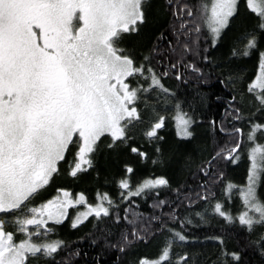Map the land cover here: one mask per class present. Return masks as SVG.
I'll return each instance as SVG.
<instances>
[{
	"label": "trees",
	"instance_id": "16d2710c",
	"mask_svg": "<svg viewBox=\"0 0 264 264\" xmlns=\"http://www.w3.org/2000/svg\"><path fill=\"white\" fill-rule=\"evenodd\" d=\"M248 1H237L217 37L209 25L210 0L141 1L142 19L112 39L133 67L128 82L135 119L118 140L101 135L84 169L75 167L81 142L74 137L51 183L40 184L0 222L22 240L24 229L15 221L59 189L103 210L75 225L73 212L50 224L46 239L54 250L47 243L48 251L22 264H264V216L242 217L254 203L264 213V88L255 86L264 57V10L252 11ZM80 5L74 3L69 17L72 29L59 22L68 35L80 27ZM36 14L21 10L18 19L40 24L62 42L63 26L30 19ZM33 33L38 53L42 38L39 29ZM42 81L43 94L53 91L47 77ZM30 93L29 101H40ZM179 118L189 124L187 136L178 131ZM238 131L242 143L234 155ZM256 150L262 157L253 202L244 194Z\"/></svg>",
	"mask_w": 264,
	"mask_h": 264
},
{
	"label": "rangeland",
	"instance_id": "374dc122",
	"mask_svg": "<svg viewBox=\"0 0 264 264\" xmlns=\"http://www.w3.org/2000/svg\"><path fill=\"white\" fill-rule=\"evenodd\" d=\"M141 1L90 0L87 9L83 8V13H79L84 24L80 23L78 30L73 29L72 34L83 40L79 45L85 47L90 59L71 61L70 57L63 55L64 65L73 68L79 90L46 133L36 136L27 127V103L32 95L30 91L43 95L42 77L46 71L41 68V59L33 44V37H36L27 23L18 19V14L29 9L37 13L30 19L41 22L47 19V27H57L61 22L72 29L69 17L75 9L53 14L48 9H42L38 0H0V215L18 209L40 184L51 183L50 174L74 137L78 136L81 142L75 167L84 169L89 166L90 152L101 135L107 134L118 140L124 135L125 124L135 119L134 93L128 82L133 67L129 59L114 50L112 39L118 31L127 32L142 19ZM210 1L209 25L217 37L233 15L238 0ZM248 5L259 14L264 10V0H249ZM94 62L105 63V69L110 74L106 80L89 82L87 71ZM255 86L264 88V57ZM178 131L182 136L188 135L187 120L179 118ZM33 143L40 147L38 158L42 156L48 166L41 182H38V172L29 171V165L20 175L13 169L7 170L15 160L19 163L25 157L23 150ZM31 155L33 157V152ZM261 157V151H253L250 187L244 194L247 200L253 202L256 200L252 190ZM151 185L154 184L149 183ZM102 210L100 205L88 204L82 194L74 195L68 189H59L53 197L26 212L22 220L15 221L24 229L22 240L16 241L11 233L0 232V264H22L28 255L48 251L46 238L50 236L49 225L63 223L72 212L71 220L75 225ZM251 215L264 216L257 203L250 204V211L242 217L250 221ZM2 228L0 222V230ZM43 239L42 243L38 241ZM48 248L54 250L55 247L48 243ZM161 261L158 259L143 264H159Z\"/></svg>",
	"mask_w": 264,
	"mask_h": 264
},
{
	"label": "flooded vegetation",
	"instance_id": "af4514ba",
	"mask_svg": "<svg viewBox=\"0 0 264 264\" xmlns=\"http://www.w3.org/2000/svg\"><path fill=\"white\" fill-rule=\"evenodd\" d=\"M76 1L81 2L80 7L82 11L79 10V12L83 13V8L87 9L86 3L88 4L90 0ZM76 1L38 0V3L42 9H48L51 13H63L65 11L73 10L74 3ZM81 23L84 24L82 20ZM73 25L74 22H72V27ZM58 26L62 27L63 25L58 24ZM27 27L30 31H32V33L34 29H39L40 31L42 41L40 42L36 39L37 42L39 41L40 43L38 57L41 59V68L46 71L44 79L47 77L53 85V91H46L41 96L40 101L32 102L28 100L27 125L32 133L39 136L41 133L44 135L46 130L54 123V120L59 117V114L63 113L64 109L68 108V104L74 100L76 93H78L79 90L78 82L76 81L73 73V68H69L64 65L62 60L63 55L70 57L71 61H83L85 59H90V57H87L88 55L85 47L83 45H79L83 40L79 39L78 36L74 37L72 33H69L68 35V27L63 26L62 31L63 34H66V37L62 38V42H58L57 38H53V32L49 35L50 31H46V29L40 24H33L32 26H29V23H27ZM105 68V63H92L90 70L87 71L89 82L92 83L95 81H103L104 79L106 80L110 74ZM91 88L95 91V88ZM87 95L89 96L88 91ZM54 103L55 105L52 106ZM39 148L40 147L35 143L31 144V147L29 146L23 150L25 157L22 158L19 163L15 160L12 167L18 173L26 169L29 165V171L38 172L40 179L38 182H41L42 177L48 171V166L44 163L41 155V159L38 158L40 154ZM31 152H33V157ZM55 169L51 172V174L56 172ZM0 232L5 233L3 229L0 230Z\"/></svg>",
	"mask_w": 264,
	"mask_h": 264
},
{
	"label": "water",
	"instance_id": "95a60500",
	"mask_svg": "<svg viewBox=\"0 0 264 264\" xmlns=\"http://www.w3.org/2000/svg\"><path fill=\"white\" fill-rule=\"evenodd\" d=\"M238 133L240 134V141H239V145H238V147H237V148L234 150V152H233L234 155L238 152V150H239V148H240V145H241V143H242V132H241V131H238ZM229 159H230V157H229Z\"/></svg>",
	"mask_w": 264,
	"mask_h": 264
},
{
	"label": "bare ground",
	"instance_id": "6f19581e",
	"mask_svg": "<svg viewBox=\"0 0 264 264\" xmlns=\"http://www.w3.org/2000/svg\"><path fill=\"white\" fill-rule=\"evenodd\" d=\"M6 168H7V167H6ZM8 168H9V167H8ZM7 170H8V169H7ZM19 235H20V234H19ZM21 237H22V236H21ZM21 237H20V238H21Z\"/></svg>",
	"mask_w": 264,
	"mask_h": 264
}]
</instances>
